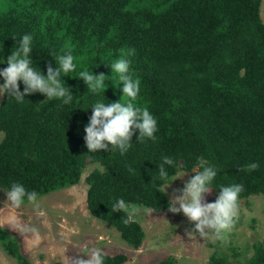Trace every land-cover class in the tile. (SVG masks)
<instances>
[{
  "label": "trees",
  "instance_id": "16d2710c",
  "mask_svg": "<svg viewBox=\"0 0 264 264\" xmlns=\"http://www.w3.org/2000/svg\"><path fill=\"white\" fill-rule=\"evenodd\" d=\"M260 0H0V70L32 37L31 67L47 74L57 57L70 53L74 70L61 72L73 99L47 100L40 93L22 102L7 94L0 101V189L22 184L38 197L85 182L86 208L114 227L134 250L145 239L139 222L125 225L126 214L113 212L118 199L164 211L169 197L162 186L178 171L191 175L198 158L215 167L213 202L221 186L243 185L240 200L264 194V22ZM131 53V54H130ZM130 62L129 74L140 80L135 100L122 95L119 75L110 65ZM3 61H5L3 63ZM58 66V62H57ZM81 71L103 73L106 89L91 91ZM4 83L0 77V85ZM20 90L24 85L19 83ZM147 108L156 120L154 139H136L123 154L88 152L84 127L97 103ZM163 157L177 166H165ZM259 167L247 171L246 166ZM28 201L25 199L24 203ZM0 246L17 264H32L17 238L0 227ZM124 253H105L104 264H124ZM157 264H179L166 256ZM208 264H231L213 252ZM240 264H264V244Z\"/></svg>",
  "mask_w": 264,
  "mask_h": 264
},
{
  "label": "clouds",
  "instance_id": "9594fccd",
  "mask_svg": "<svg viewBox=\"0 0 264 264\" xmlns=\"http://www.w3.org/2000/svg\"><path fill=\"white\" fill-rule=\"evenodd\" d=\"M31 41L30 35H23L19 47L15 51H11L7 57V67L0 70V77L4 80V83L0 85V96L7 94L10 97H15L18 102H22L27 95L38 92L46 96L47 100L62 98L63 103L68 104L73 99V95L71 89L62 82L61 72L68 73L74 70L73 56L70 53L60 55L57 57L58 66L56 62L55 68L48 66L47 74H42L40 69L37 71L31 67L29 59L32 50ZM110 67L111 73L115 72L119 75L120 84L123 85L122 95L129 97L130 101L135 100L140 91V80L134 79L129 74L130 62L121 57L116 59ZM79 76L93 92L97 89H103V91L106 89L105 80L108 77L103 73L94 74L92 71H81ZM20 82L24 85L23 91L20 90ZM91 110L89 122L84 127V141L88 152L109 151V145H112L118 147L123 154L131 147L132 137L137 131L139 134L136 139L155 138L156 120L147 108L135 107L132 102L122 104L119 100L108 104L97 102ZM166 165L182 164H178L171 157H163L158 166V174L161 178L168 176ZM258 167V164L250 163L245 170L252 171ZM186 173L182 172L173 180L183 177ZM191 173L193 175L184 182L182 188L173 190L168 201V211L173 214L182 213L188 221L194 224V228L187 230L188 236L199 235L201 238L223 240L233 230L239 219V194L244 190L243 185L221 186L215 201L206 202V194H211L213 188L210 184L217 175V170L203 157H200ZM169 183L165 185L163 192ZM6 197L10 207L19 208L25 199L36 208L40 207L37 203L38 193L27 191L19 183L11 185ZM112 211L124 212L126 218L123 223L128 225L136 222L142 212L151 215L155 209L127 203L121 198L114 203ZM39 214L44 215L43 212ZM10 223L21 236L31 234L35 238H39L38 229L34 226L24 224L16 217H12ZM104 255L105 253L101 249L92 247L87 249V259L81 256L66 257V264H104Z\"/></svg>",
  "mask_w": 264,
  "mask_h": 264
},
{
  "label": "rangeland",
  "instance_id": "374dc122",
  "mask_svg": "<svg viewBox=\"0 0 264 264\" xmlns=\"http://www.w3.org/2000/svg\"><path fill=\"white\" fill-rule=\"evenodd\" d=\"M259 13L264 22V0H260ZM96 167L87 165L77 184L37 198L39 208L29 202L19 208L10 207L6 192L0 189V227L17 238L22 253L32 264H66V257L87 259V249L92 247L109 255L126 254L128 260L124 264H157L166 256H173L179 264H208L209 256L220 251L229 256L231 264H240L251 256L255 243L264 244V194H260L240 200L239 219L223 240L188 236L187 230L194 224L182 213L173 214L168 209L151 215L142 212L136 221L142 226L145 239L134 250L121 240L114 227L92 217L86 208L85 177ZM182 172L173 176L164 191L169 199L173 190L182 188L190 178L186 173L173 180ZM206 202H213L212 191L206 194ZM12 217L37 228L39 238L21 236L10 223ZM0 264H17L1 246Z\"/></svg>",
  "mask_w": 264,
  "mask_h": 264
}]
</instances>
